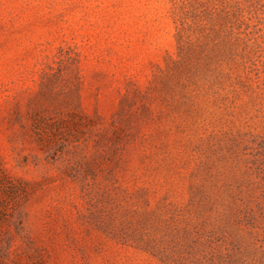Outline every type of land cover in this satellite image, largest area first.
Returning <instances> with one entry per match:
<instances>
[{
    "label": "rangeland",
    "instance_id": "374dc122",
    "mask_svg": "<svg viewBox=\"0 0 264 264\" xmlns=\"http://www.w3.org/2000/svg\"><path fill=\"white\" fill-rule=\"evenodd\" d=\"M1 255L264 264V0H0Z\"/></svg>",
    "mask_w": 264,
    "mask_h": 264
},
{
    "label": "trees",
    "instance_id": "16d2710c",
    "mask_svg": "<svg viewBox=\"0 0 264 264\" xmlns=\"http://www.w3.org/2000/svg\"><path fill=\"white\" fill-rule=\"evenodd\" d=\"M12 240L10 239V244H11ZM7 256V255H6ZM7 257H5L4 255H1L0 256V264H6V259Z\"/></svg>",
    "mask_w": 264,
    "mask_h": 264
}]
</instances>
